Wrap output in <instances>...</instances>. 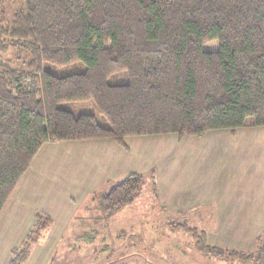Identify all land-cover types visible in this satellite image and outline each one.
I'll use <instances>...</instances> for the list:
<instances>
[{"label":"trees","instance_id":"16d2710c","mask_svg":"<svg viewBox=\"0 0 264 264\" xmlns=\"http://www.w3.org/2000/svg\"><path fill=\"white\" fill-rule=\"evenodd\" d=\"M0 48L29 56L0 66V210L48 142L264 126V0H22ZM83 64L82 71L60 68ZM93 101L99 119L64 104ZM153 176V171L149 173ZM146 174L130 173L92 201L104 218L133 204ZM51 224L37 214L8 264H25ZM206 258L264 264L253 253L207 245L178 225Z\"/></svg>","mask_w":264,"mask_h":264},{"label":"crops","instance_id":"0c3cea01","mask_svg":"<svg viewBox=\"0 0 264 264\" xmlns=\"http://www.w3.org/2000/svg\"><path fill=\"white\" fill-rule=\"evenodd\" d=\"M123 143L102 138L43 144L0 210V264L9 263L37 214L51 224L25 264H46L54 242L88 202L130 173L151 171L162 208L208 212L200 227L207 245L255 251L264 236V126L247 119L234 131L132 136Z\"/></svg>","mask_w":264,"mask_h":264},{"label":"rangeland","instance_id":"374dc122","mask_svg":"<svg viewBox=\"0 0 264 264\" xmlns=\"http://www.w3.org/2000/svg\"><path fill=\"white\" fill-rule=\"evenodd\" d=\"M2 8L7 25L14 13L23 8V2L2 0ZM28 59L23 50L0 48V66L19 69ZM83 69L84 65L79 63L61 67L60 71L65 74ZM64 107L76 114H93L99 119L91 100L64 104ZM88 203H85L88 210H82L80 217L74 219L62 237L54 242L51 258L46 264H244L238 260L206 258L201 254L193 236L178 225L186 224L196 229V236L200 238L203 233L201 221L206 218L204 212L207 211L197 209L192 215H186L162 208L149 174L133 204L109 217H103L95 208V202ZM33 264L40 262L35 260Z\"/></svg>","mask_w":264,"mask_h":264}]
</instances>
